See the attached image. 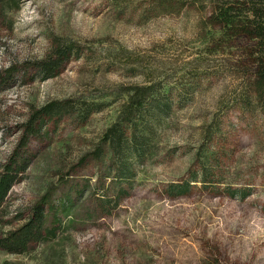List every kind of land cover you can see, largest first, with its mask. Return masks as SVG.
Instances as JSON below:
<instances>
[{"label": "rangeland", "instance_id": "1", "mask_svg": "<svg viewBox=\"0 0 264 264\" xmlns=\"http://www.w3.org/2000/svg\"><path fill=\"white\" fill-rule=\"evenodd\" d=\"M211 2L0 0V74L15 76L0 85V176L31 115L64 112L27 141L0 203V242L40 203L53 233L23 254L0 245V264H264V107L247 43L216 41ZM55 41L83 54L31 81ZM156 100L169 109L139 111Z\"/></svg>", "mask_w": 264, "mask_h": 264}, {"label": "trees", "instance_id": "2", "mask_svg": "<svg viewBox=\"0 0 264 264\" xmlns=\"http://www.w3.org/2000/svg\"><path fill=\"white\" fill-rule=\"evenodd\" d=\"M211 1L208 24L213 29L220 31V35L216 38V41L221 43V46L228 47H233L240 41L247 43L246 60L250 67V72H252L251 76L254 78L253 88L261 103L260 106L264 107V0ZM184 3L181 8L184 7ZM190 4L195 5L196 1ZM82 54L83 50L76 44L55 41L47 57L36 62L32 66V71H28L27 74H31V81L36 78H40L41 80L54 78L59 76L73 59H78ZM14 83L15 76L13 69L0 74L1 86L7 87ZM161 103L156 100L155 102H151L149 106H145L146 108L142 106L139 111L142 110L147 115L154 110H156L155 114L164 113V111H167V108L169 109V104ZM61 110L62 107L59 105H51L31 115L25 128L27 136L19 151H17V156L13 157L6 166V173L0 176V203L6 199L13 186L19 182L21 174L28 169L26 163L29 161L28 158H25L24 161L21 160L19 164L23 150L27 149V141L31 138L47 135L49 132L46 129L48 123H56L60 119H63L64 112L61 113ZM139 121L137 120V122ZM140 139L139 137L134 139L136 146L139 144L138 140ZM28 151L24 155L31 154ZM203 174H205L204 188L209 189L211 185H209V174L206 168L203 169ZM192 179L191 183L190 181H186L170 186V195L172 197L188 195L195 184L193 182H196L194 176ZM227 194L231 198L239 197L241 200H244L247 198L249 192L246 190L229 189L227 190ZM46 214L44 204L40 203L36 205L31 211L30 216L26 218V222L6 240L0 242L1 247L14 254H23L31 245L46 240L49 234L53 233L49 231L47 226L48 220Z\"/></svg>", "mask_w": 264, "mask_h": 264}]
</instances>
